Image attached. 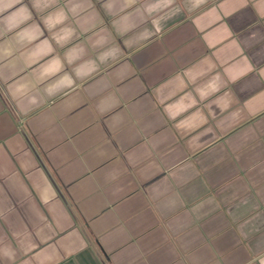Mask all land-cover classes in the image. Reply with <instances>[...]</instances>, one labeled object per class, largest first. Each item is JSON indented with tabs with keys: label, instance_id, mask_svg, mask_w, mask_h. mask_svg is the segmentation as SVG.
Returning <instances> with one entry per match:
<instances>
[{
	"label": "crops",
	"instance_id": "obj_1",
	"mask_svg": "<svg viewBox=\"0 0 264 264\" xmlns=\"http://www.w3.org/2000/svg\"><path fill=\"white\" fill-rule=\"evenodd\" d=\"M0 264H264V0H0Z\"/></svg>",
	"mask_w": 264,
	"mask_h": 264
}]
</instances>
